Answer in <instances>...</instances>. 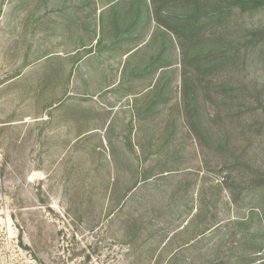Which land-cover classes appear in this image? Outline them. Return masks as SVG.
I'll use <instances>...</instances> for the list:
<instances>
[{"label": "rangeland", "instance_id": "obj_1", "mask_svg": "<svg viewBox=\"0 0 264 264\" xmlns=\"http://www.w3.org/2000/svg\"><path fill=\"white\" fill-rule=\"evenodd\" d=\"M0 264H264V0H0Z\"/></svg>", "mask_w": 264, "mask_h": 264}]
</instances>
